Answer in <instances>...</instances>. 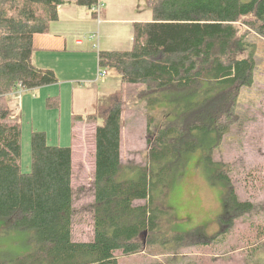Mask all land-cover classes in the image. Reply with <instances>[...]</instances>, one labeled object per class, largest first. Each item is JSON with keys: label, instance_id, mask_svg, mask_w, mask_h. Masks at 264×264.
Wrapping results in <instances>:
<instances>
[{"label": "trees", "instance_id": "obj_1", "mask_svg": "<svg viewBox=\"0 0 264 264\" xmlns=\"http://www.w3.org/2000/svg\"><path fill=\"white\" fill-rule=\"evenodd\" d=\"M74 2L96 17L100 0ZM65 3L0 0V225L6 232H34L29 252L0 264H120L119 254H139L144 245L184 246L182 235L159 233L167 212L156 197L182 178L194 154H202L208 182L226 189L232 217L251 211L253 204L238 199L230 171L213 155L241 119L242 91L255 83L256 44L237 24L264 38V0H147L152 20L133 25V49L98 53L99 67L115 69L123 87L100 97L88 116L96 123L94 238L73 240V149L51 146L45 132L35 131L31 172L23 173L22 125L8 102L20 90L58 82L55 71L38 68L32 56L34 37L50 32ZM126 86L143 87L137 99L147 109L167 104L158 118L147 116L145 165L122 162ZM48 102L59 106V96Z\"/></svg>", "mask_w": 264, "mask_h": 264}, {"label": "rangeland", "instance_id": "obj_2", "mask_svg": "<svg viewBox=\"0 0 264 264\" xmlns=\"http://www.w3.org/2000/svg\"><path fill=\"white\" fill-rule=\"evenodd\" d=\"M143 1L134 3L130 0L122 6V15L135 7L144 10H136L138 17L143 13V16L147 14L146 17L151 15L152 18L150 11L142 9L147 7V0ZM89 16L87 32L80 36L84 44H74V38H71L67 50L56 57L57 61L50 63L53 66L50 69L58 77L57 83L20 90L18 99L12 94L8 97L9 105L22 125L23 173L31 172V138L35 131L45 132L51 146L73 149L72 235L77 242L94 238L96 123L90 122L88 116L95 112L100 97L123 87L115 69L99 67L98 53L100 50L129 51L134 45L132 23L102 25L106 21L103 7L96 17L91 12ZM61 24L62 21L55 23ZM237 26L241 32H248L251 42L256 44L255 83L242 91L238 101L241 119L226 135L213 157L216 163L224 164L230 171L238 199L251 202L253 209L233 218L225 203L226 189L220 183L212 186L208 182L201 169L202 154H194L188 160L182 178L173 180L165 187L164 195L156 197V206L167 212L161 219L162 232L159 233L163 236L182 235L185 245L174 251L144 245L139 254H119L120 264H264V38L249 31L242 22ZM99 71L106 72L107 76L99 77ZM141 88L125 87L127 103L122 133V162L125 166L146 164L147 116L152 114L158 118L161 115L159 108L167 106L160 103L159 108L147 109L143 100L137 99ZM56 96H59V106L48 102V98ZM74 115L83 116L84 121L74 124ZM222 217L225 218L223 222ZM2 224L6 225V222ZM2 228L0 225V259L30 251L27 245L33 231L6 232ZM217 235L218 240H211ZM144 240L148 243V238Z\"/></svg>", "mask_w": 264, "mask_h": 264}, {"label": "crops", "instance_id": "obj_3", "mask_svg": "<svg viewBox=\"0 0 264 264\" xmlns=\"http://www.w3.org/2000/svg\"><path fill=\"white\" fill-rule=\"evenodd\" d=\"M65 1L66 3L64 5H61L58 9V22L62 21V24L55 25V23L58 22L52 23L50 32L48 34L36 35L34 37L35 50L32 56V61L33 64L38 68H53L50 63L57 61L56 57H58L60 53L67 50L71 38H74V44H84V42H82V40L80 39V36L86 34L87 32V25L89 24L88 20L90 18L89 13L91 12V10L77 6L74 0ZM128 2H130V0H100V4L102 5L104 14L106 15L105 22H103L101 19V21L103 22L102 25L109 22L112 24L132 23L134 25L136 22H148L152 20L151 15H149L148 17H146L147 14L143 16V13L139 15L140 17L136 15V10L139 12L144 11L141 10V8L140 10H138L135 7H132L129 9V11H125L124 15H122V6L127 5ZM132 2L140 3L141 0H132ZM144 2L145 0L143 1V3ZM138 6L140 7L141 5L138 4ZM118 8L120 9L117 11V13H114V11H116ZM142 9H145L147 10V12H149L148 7L144 6V8ZM120 15H122V17ZM17 94L18 93H13L11 96H16V99H18Z\"/></svg>", "mask_w": 264, "mask_h": 264}, {"label": "built area", "instance_id": "obj_4", "mask_svg": "<svg viewBox=\"0 0 264 264\" xmlns=\"http://www.w3.org/2000/svg\"><path fill=\"white\" fill-rule=\"evenodd\" d=\"M101 8H102V6L101 5H99L98 7H95V9H99V10H101ZM107 75V73L106 72H101V71H99V77H102V76H106Z\"/></svg>", "mask_w": 264, "mask_h": 264}, {"label": "bare ground", "instance_id": "obj_5", "mask_svg": "<svg viewBox=\"0 0 264 264\" xmlns=\"http://www.w3.org/2000/svg\"><path fill=\"white\" fill-rule=\"evenodd\" d=\"M99 5H101V4H99ZM97 6H98V5H97ZM97 6H96V7H97ZM93 11L96 12V14H99V11H100V10H99V9H95V7H94V8H93Z\"/></svg>", "mask_w": 264, "mask_h": 264}]
</instances>
